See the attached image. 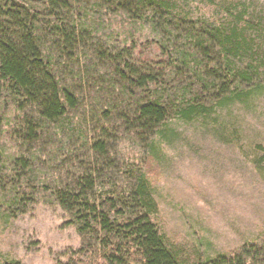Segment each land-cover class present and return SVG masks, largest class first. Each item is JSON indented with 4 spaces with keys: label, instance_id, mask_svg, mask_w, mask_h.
Segmentation results:
<instances>
[{
    "label": "rangeland",
    "instance_id": "obj_1",
    "mask_svg": "<svg viewBox=\"0 0 264 264\" xmlns=\"http://www.w3.org/2000/svg\"><path fill=\"white\" fill-rule=\"evenodd\" d=\"M171 4L174 20L216 26L238 22L239 27L248 23L252 47L236 61L250 63L253 78L218 102L208 100L204 110L188 118L172 112L152 137L143 138L121 116L131 115L137 98L122 92L111 66L94 49L79 48L73 57L54 53L60 79L77 90L80 104L39 131L41 138L33 144L16 135L17 115L27 110H15L0 81V264H57L83 244L53 191L89 165L98 185L123 187L136 174H146L156 202L152 219L186 264L264 242V0ZM90 13L98 20V33L114 48L133 44L142 59L156 61L163 56L158 44L168 52L176 44L177 51L192 54L188 61L202 60L203 73L216 64L215 51L199 53L193 38L177 39L174 30L158 33L147 22L106 8L93 7ZM180 68L185 71L170 76L166 89L179 94L185 88L186 97H192L201 78L186 73L190 66ZM104 132L111 168L99 176L97 169L104 165L92 142ZM16 157H26V166L16 164Z\"/></svg>",
    "mask_w": 264,
    "mask_h": 264
},
{
    "label": "trees",
    "instance_id": "obj_2",
    "mask_svg": "<svg viewBox=\"0 0 264 264\" xmlns=\"http://www.w3.org/2000/svg\"><path fill=\"white\" fill-rule=\"evenodd\" d=\"M93 7L147 22L158 33L174 30L177 39L191 37L199 53L215 51L218 59L212 61L216 64L203 73L202 60L188 61L192 54L177 51L176 44L169 52L158 44L163 56L156 61L142 59L133 44L114 48L98 33V20L90 13ZM171 7V0H0V81L15 110H27L17 115L16 135L24 143H36L41 130L46 131L49 123H58L80 104L77 90L60 79L54 53L73 57L79 48L94 49L97 58L111 66L122 92L137 98L131 115L124 112L121 116L143 138L152 137L172 112L188 118L204 110L208 100L218 102L228 90L238 92L242 81L253 78L250 63L242 66L236 61L252 47L246 34L248 23L241 27L238 22L193 24L174 20ZM180 66H190L186 73L201 78L192 97H186L185 88L179 94L166 89L170 76L185 71ZM108 139L104 132L92 142L104 165L97 169L99 176L111 168ZM15 161L25 167L27 158L16 157ZM93 169L90 165L81 173L79 169L70 182L53 191L83 238V244L57 264H186L152 219L156 202L146 174H132L135 179L127 185L113 187L98 185ZM200 264H264V242L245 244Z\"/></svg>",
    "mask_w": 264,
    "mask_h": 264
}]
</instances>
